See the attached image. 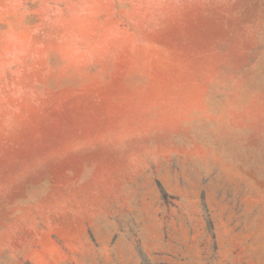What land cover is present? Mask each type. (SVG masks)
I'll return each instance as SVG.
<instances>
[{
  "label": "rangeland",
  "instance_id": "374dc122",
  "mask_svg": "<svg viewBox=\"0 0 264 264\" xmlns=\"http://www.w3.org/2000/svg\"><path fill=\"white\" fill-rule=\"evenodd\" d=\"M0 264H264V0H0Z\"/></svg>",
  "mask_w": 264,
  "mask_h": 264
}]
</instances>
